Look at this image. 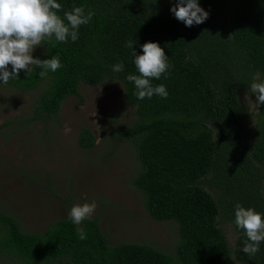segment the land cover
Instances as JSON below:
<instances>
[{"label": "trees", "instance_id": "obj_1", "mask_svg": "<svg viewBox=\"0 0 264 264\" xmlns=\"http://www.w3.org/2000/svg\"><path fill=\"white\" fill-rule=\"evenodd\" d=\"M58 2L61 16L74 4L94 15L80 27L77 41L45 39L43 52L33 55L42 60L58 56V71L41 79L39 69L28 76L22 70L5 85L21 93L42 89L22 126L58 116L80 83L121 82L136 119L114 127L111 137L134 143L139 168L130 184L153 221L177 223L178 240L174 255L147 244L111 245L98 217L79 226L85 240L69 218L53 221L40 233L28 232L16 215L0 208V255L20 264H232L220 217L226 213L233 223L237 203L264 213V105L251 126L240 99L250 92L253 76L264 73V0H199L209 16L192 27L170 12L175 0ZM127 41L136 42L137 54L139 45L149 41L164 49L171 67L152 83L166 86V99L136 98L126 79L136 74ZM118 62L124 71H111ZM78 145L91 150L96 136L81 128ZM210 174L219 200L200 185ZM235 230L241 255L264 264V243L249 257L242 251V230Z\"/></svg>", "mask_w": 264, "mask_h": 264}, {"label": "rangeland", "instance_id": "obj_2", "mask_svg": "<svg viewBox=\"0 0 264 264\" xmlns=\"http://www.w3.org/2000/svg\"><path fill=\"white\" fill-rule=\"evenodd\" d=\"M41 52L42 45L32 55ZM41 91L39 87L21 93L0 85L1 210L16 215L23 230L40 233L53 221L68 218L73 204L94 201L91 217L100 219L111 245L147 244L174 255L177 223L156 222L148 216L142 195L130 184L139 168L134 143L111 137L114 127L136 119L135 107L123 98V84L107 80L92 87L80 83L78 93L62 102L58 116L22 126ZM240 99L252 126L258 111L255 94L242 93ZM65 127L71 132L66 134ZM84 127L96 136L91 150L78 145V133ZM214 182L210 174L200 185L219 200ZM220 227L232 264H254L241 255L235 225L226 213L220 217ZM0 264L20 263L0 255Z\"/></svg>", "mask_w": 264, "mask_h": 264}, {"label": "clouds", "instance_id": "obj_3", "mask_svg": "<svg viewBox=\"0 0 264 264\" xmlns=\"http://www.w3.org/2000/svg\"><path fill=\"white\" fill-rule=\"evenodd\" d=\"M58 0H0V85H6L10 80L19 77L23 70L28 76L36 72L43 79L48 74L58 71L62 64L59 57L40 59L32 55L34 50L42 45L45 39L57 43L75 42L79 38V29L92 20L93 12L86 11L83 6L73 5L64 11ZM170 12L186 27L199 25L206 21L209 13L199 4V0H175ZM127 41L125 47L131 49V57L136 74H129L126 79L134 85L138 100L151 99L154 95L166 99L168 92L163 84L154 85L153 80H159L171 67L164 49L158 42H145L139 45L141 54H137L134 44ZM9 65L11 69L9 70ZM111 71H124V64L118 62L111 65ZM250 92L255 94L256 104L264 105V73H256L249 85ZM65 133L71 128L65 127ZM96 204H73L67 211L68 218L77 226L78 238L85 240L86 232L79 227L82 222L92 216ZM236 228L242 230L245 239L242 240V251L247 256H254L264 243V213L252 207L237 203L233 209Z\"/></svg>", "mask_w": 264, "mask_h": 264}]
</instances>
